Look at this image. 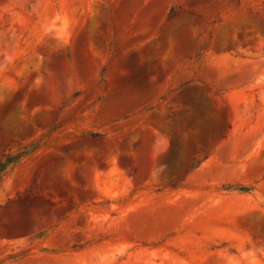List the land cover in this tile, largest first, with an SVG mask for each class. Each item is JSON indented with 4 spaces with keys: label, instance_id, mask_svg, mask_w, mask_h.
Returning <instances> with one entry per match:
<instances>
[{
    "label": "rangeland",
    "instance_id": "1",
    "mask_svg": "<svg viewBox=\"0 0 264 264\" xmlns=\"http://www.w3.org/2000/svg\"><path fill=\"white\" fill-rule=\"evenodd\" d=\"M31 145L0 264H264V0H0V162Z\"/></svg>",
    "mask_w": 264,
    "mask_h": 264
},
{
    "label": "trees",
    "instance_id": "2",
    "mask_svg": "<svg viewBox=\"0 0 264 264\" xmlns=\"http://www.w3.org/2000/svg\"><path fill=\"white\" fill-rule=\"evenodd\" d=\"M35 147L34 145L31 146H26L24 147L21 151L16 152V153H9L5 155V159L0 162V179L2 178L3 175H5L8 171H11L17 163L27 156L32 150H34ZM202 160H199L194 166L193 170L197 168ZM238 190L247 192L250 190L248 187H239Z\"/></svg>",
    "mask_w": 264,
    "mask_h": 264
}]
</instances>
